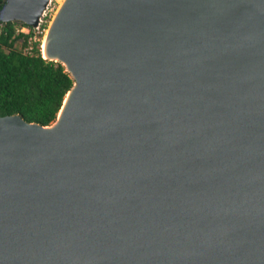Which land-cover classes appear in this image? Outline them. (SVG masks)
Segmentation results:
<instances>
[{"label":"water","instance_id":"1","mask_svg":"<svg viewBox=\"0 0 264 264\" xmlns=\"http://www.w3.org/2000/svg\"><path fill=\"white\" fill-rule=\"evenodd\" d=\"M48 52L74 93L0 116V264H264V0H66Z\"/></svg>","mask_w":264,"mask_h":264},{"label":"trees","instance_id":"2","mask_svg":"<svg viewBox=\"0 0 264 264\" xmlns=\"http://www.w3.org/2000/svg\"><path fill=\"white\" fill-rule=\"evenodd\" d=\"M40 27L44 31L47 25ZM32 36L31 27L21 22L0 21V116L18 115L46 126L56 118L73 80L59 62L41 58V41Z\"/></svg>","mask_w":264,"mask_h":264},{"label":"bare ground","instance_id":"3","mask_svg":"<svg viewBox=\"0 0 264 264\" xmlns=\"http://www.w3.org/2000/svg\"><path fill=\"white\" fill-rule=\"evenodd\" d=\"M66 2V0H61L60 1V6L58 7L56 13L53 15L51 21H50V24L47 28V31H44L45 35L43 36V39L41 41V44H40V55L42 56V58L44 59H52V60H56V61H60L65 68H68L67 66V63L62 59L60 58V56L54 52V53H49L48 52V43H49V39H50V34H51V31L54 27V24L56 22V19L58 17V14L61 10V8L63 7L64 3ZM45 30V29H44ZM73 90H68L62 100V103H61V106H60V109L56 115V118L54 120V123H53V126L57 125V123H59V121L64 117L65 115V112L69 106V103L72 99V96H73Z\"/></svg>","mask_w":264,"mask_h":264},{"label":"rangeland","instance_id":"4","mask_svg":"<svg viewBox=\"0 0 264 264\" xmlns=\"http://www.w3.org/2000/svg\"><path fill=\"white\" fill-rule=\"evenodd\" d=\"M60 1L61 0H48V2L46 3L42 13L40 14L39 16V19H38V22H37V25L38 26L37 28H35L36 26L34 27H31L32 31H33V35H34V39L36 40H39L42 41L43 39V36L45 35L44 31H47V28L50 24V21L53 17V15L56 13L58 7L60 6ZM40 25H48L47 28L43 31V29H41ZM22 31H26L27 32V28H22ZM18 46V45H17ZM24 52L26 51H29L28 48H24L23 49Z\"/></svg>","mask_w":264,"mask_h":264},{"label":"built area","instance_id":"5","mask_svg":"<svg viewBox=\"0 0 264 264\" xmlns=\"http://www.w3.org/2000/svg\"><path fill=\"white\" fill-rule=\"evenodd\" d=\"M38 26H36L35 28H37ZM22 28H25V27H21L20 29H19V31H21V32H24V31H22ZM28 30V29H27ZM33 32V31H32ZM24 33H26V31L24 32ZM34 34V33H33ZM32 40H34V35L32 36Z\"/></svg>","mask_w":264,"mask_h":264}]
</instances>
